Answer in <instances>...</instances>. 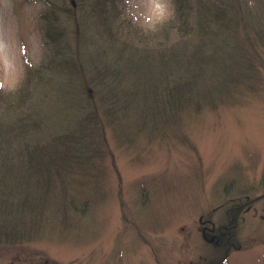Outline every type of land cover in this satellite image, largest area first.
<instances>
[{
  "label": "rangeland",
  "instance_id": "1",
  "mask_svg": "<svg viewBox=\"0 0 264 264\" xmlns=\"http://www.w3.org/2000/svg\"><path fill=\"white\" fill-rule=\"evenodd\" d=\"M93 1L0 0L6 140H52L50 163L70 161L47 190L26 188L16 213L0 205V264H264V52L251 74L223 83L214 69L238 65L235 38L215 36L218 63H189L212 71L177 87L195 60L182 57L184 41L190 51L200 37L156 36L173 0H109L97 15ZM238 5L264 29V0ZM50 11L59 40L45 34ZM110 76L121 89L112 103ZM170 80L173 106L159 101Z\"/></svg>",
  "mask_w": 264,
  "mask_h": 264
},
{
  "label": "trees",
  "instance_id": "2",
  "mask_svg": "<svg viewBox=\"0 0 264 264\" xmlns=\"http://www.w3.org/2000/svg\"><path fill=\"white\" fill-rule=\"evenodd\" d=\"M173 2V14L162 25H159V27L156 29L158 31H155L156 36L165 37L167 39V42L171 40L174 33L179 34V36L198 35L200 39L196 42V44L193 43L195 48L190 51L187 48L188 42L190 40L186 39L184 41L183 50L185 53L184 55H182V57L188 56L186 58L188 59L191 58V54L193 59L195 60L188 61V64H185L186 68H184L183 66L181 70L182 74L179 72L178 76L182 80H170L166 81V83L163 84V96L159 101L163 103L165 97H167L169 99V105L173 106L174 104L172 103H175L174 101H176V97L178 95L180 96L181 94L180 92L178 93L176 91V87L174 86V84H176L175 81L177 82V87L179 81H183L184 86L190 85L192 80L191 77H201L205 72H208L207 70L200 72L193 71L189 69L188 65H191L189 63L196 61L198 65L200 63H210V61L212 60L214 63H218L217 55L219 51L217 52V50L219 49L217 48V44H214L218 42H215L214 37H218L225 33L235 38V41L233 40L232 43V47L235 51L231 57L238 63V68L236 66L231 69V64L230 67L227 68L226 65L229 61L225 60L226 65L224 64L223 67L214 69V74L220 75L222 77V81H226L223 83L235 81L237 78H241V76L251 74L254 60L260 59L263 56L261 54L264 52V29H260L259 27L255 26L250 18L247 19L244 17V15H241L242 13L240 6L238 5V0H173ZM90 6L91 13L96 15L97 13H104V11L110 10L109 0H94ZM51 15L53 16V18H50ZM43 17L46 18L48 22L47 30L45 32L46 37L51 38L52 40H59L61 33L57 12L50 11L49 14L44 13ZM104 19L105 20H100L99 22L103 24H112L114 23L116 17L115 14H113L109 15V17H105ZM169 49H164L163 54H167V51H169V53H172L176 49V47L172 48L171 50ZM181 50L182 46L181 44H178L177 51ZM210 50L211 52H209ZM175 55L172 56V59H174ZM169 59H171V56L169 57ZM219 59L223 61L220 57ZM167 61L168 58L166 62ZM168 69L170 72H172V68L169 67ZM211 71L212 70H210L208 73H210ZM183 77H189L191 79L183 80ZM107 82L106 83L109 86L108 90L110 91V96L108 98L112 103L114 102V98L118 97V91L121 89L119 87V82L116 81V79H114L112 76L107 79ZM224 87L227 88V85L225 84ZM183 95L182 98L185 99ZM4 129L8 130V128H3V126H0V205H5V201H8L7 204H10L9 212L11 214L16 213V207H19L21 203L25 202V199L27 197H32L28 191V193H26V188L31 192H36V186H39L40 189L45 188V190H47L48 188H50V185L52 183H57L55 180H52V182H50L49 180L52 178V176L55 175L53 174L55 168L56 170H59L60 168L65 170L67 167V162L70 163V161H62L59 165H52L53 163H50L51 157H53L52 151L54 147L51 139V142H46L49 140L40 138L38 136L37 140H46L44 141L45 143L39 144V141H34L36 145H33L34 147L30 148L29 146L32 145L26 144V140L18 139L17 141V138L21 137H14V131L11 132L12 138H9V140L7 141L6 139L8 136L10 137V135L9 131H4ZM41 154L47 156V159L49 161L44 162ZM17 156H24L25 158L17 159L14 163H12L9 157ZM7 160H9L10 163H7ZM25 160L27 166L30 167L27 170L25 169L26 171H22L26 173L23 174L22 172H20L22 174H12L11 171L18 170L15 164H19L20 162L22 163V170H24L23 162H25ZM51 165L54 167H52ZM44 170L45 172L49 171V177H44ZM27 172L30 174H28ZM38 172L43 174L42 177L37 176L41 180V182L34 186L29 185L30 182L38 181L36 177V173ZM43 180L45 183L43 182ZM47 199L48 197L47 195H45L44 197L37 200L40 202H44ZM8 207L9 206H7V208ZM1 208L3 207L0 206V209ZM39 220L41 221V219ZM2 234H6V231H4Z\"/></svg>",
  "mask_w": 264,
  "mask_h": 264
},
{
  "label": "water",
  "instance_id": "3",
  "mask_svg": "<svg viewBox=\"0 0 264 264\" xmlns=\"http://www.w3.org/2000/svg\"><path fill=\"white\" fill-rule=\"evenodd\" d=\"M87 91H88V94H89V96H92L93 95V91H92V88H87Z\"/></svg>",
  "mask_w": 264,
  "mask_h": 264
}]
</instances>
